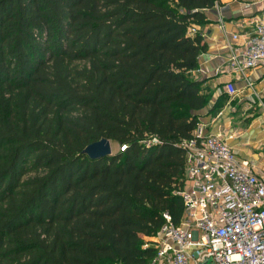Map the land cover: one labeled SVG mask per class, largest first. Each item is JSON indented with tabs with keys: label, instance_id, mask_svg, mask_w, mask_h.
Here are the masks:
<instances>
[{
	"label": "trees",
	"instance_id": "obj_1",
	"mask_svg": "<svg viewBox=\"0 0 264 264\" xmlns=\"http://www.w3.org/2000/svg\"><path fill=\"white\" fill-rule=\"evenodd\" d=\"M217 1L0 0V264L152 259L208 101L189 28ZM103 137L119 150L83 154Z\"/></svg>",
	"mask_w": 264,
	"mask_h": 264
},
{
	"label": "built area",
	"instance_id": "obj_2",
	"mask_svg": "<svg viewBox=\"0 0 264 264\" xmlns=\"http://www.w3.org/2000/svg\"><path fill=\"white\" fill-rule=\"evenodd\" d=\"M189 33H197L194 24ZM229 49L223 70L237 78L264 66V21L254 23L240 47ZM226 92L236 94L232 83ZM192 135L182 143L185 182L178 193L183 216L175 224L163 213L151 244L155 254L147 264H264V175L220 135H204L198 125Z\"/></svg>",
	"mask_w": 264,
	"mask_h": 264
},
{
	"label": "crops",
	"instance_id": "obj_3",
	"mask_svg": "<svg viewBox=\"0 0 264 264\" xmlns=\"http://www.w3.org/2000/svg\"><path fill=\"white\" fill-rule=\"evenodd\" d=\"M203 14V21L194 25L207 48L190 72L208 96L206 105L195 111L198 126L204 135H220L238 157L264 175V66L249 70L245 78L223 70L229 46L240 47L254 23L264 21V0H218ZM228 83L236 90L233 96L226 92Z\"/></svg>",
	"mask_w": 264,
	"mask_h": 264
},
{
	"label": "water",
	"instance_id": "obj_4",
	"mask_svg": "<svg viewBox=\"0 0 264 264\" xmlns=\"http://www.w3.org/2000/svg\"><path fill=\"white\" fill-rule=\"evenodd\" d=\"M83 154L87 155L91 159L113 155L111 141L103 137L95 142H92L83 149Z\"/></svg>",
	"mask_w": 264,
	"mask_h": 264
},
{
	"label": "rangeland",
	"instance_id": "obj_5",
	"mask_svg": "<svg viewBox=\"0 0 264 264\" xmlns=\"http://www.w3.org/2000/svg\"><path fill=\"white\" fill-rule=\"evenodd\" d=\"M111 146H112L113 154L116 153L117 150H119V148H118L119 146H118V144L116 142L111 141Z\"/></svg>",
	"mask_w": 264,
	"mask_h": 264
}]
</instances>
